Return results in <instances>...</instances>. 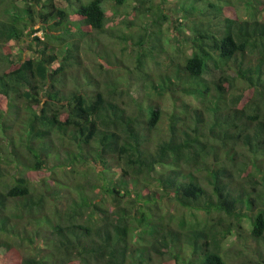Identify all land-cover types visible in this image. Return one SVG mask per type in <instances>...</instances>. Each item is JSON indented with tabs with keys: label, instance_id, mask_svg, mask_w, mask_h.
Masks as SVG:
<instances>
[{
	"label": "trees",
	"instance_id": "16d2710c",
	"mask_svg": "<svg viewBox=\"0 0 264 264\" xmlns=\"http://www.w3.org/2000/svg\"><path fill=\"white\" fill-rule=\"evenodd\" d=\"M103 1L0 0V127L29 119L25 150L0 140V264H264L224 247L264 237V0Z\"/></svg>",
	"mask_w": 264,
	"mask_h": 264
},
{
	"label": "rangeland",
	"instance_id": "374dc122",
	"mask_svg": "<svg viewBox=\"0 0 264 264\" xmlns=\"http://www.w3.org/2000/svg\"><path fill=\"white\" fill-rule=\"evenodd\" d=\"M189 1H193L195 2V4H197L198 2H201V0H189ZM113 2V0H104L102 5L104 8H108L110 6V4ZM124 9H129V7H126ZM239 13L242 15V16H245L246 14V10L243 8V6H239ZM186 28V27H185ZM125 29V28H124ZM126 30V29H125ZM172 32H178L179 34L181 35H188L191 31L190 30H187L184 29V28H181L180 30H176V29H167L166 27H164L162 29V33L160 34V37H159V43H160V46L162 48H165V47H168L171 45L172 43ZM41 31L38 30L37 31V34H40ZM98 37H99V41L97 43V46L94 47V48H97V47H104V49H108V51L110 53H112V50H114L118 56H119V47L123 45L124 41L123 39H116V38H112V37H108L107 34L105 32H101V33H98ZM112 40V41H110ZM113 43V44H112ZM144 45H147L146 43H144ZM119 46V47H118ZM114 48V49H113ZM136 47H134V49H136ZM130 49V48H129ZM127 51L124 50L122 54H120V57L121 58H124L125 57V52ZM131 51V49H130ZM133 52H135V50H132ZM172 59V57L170 58V60ZM99 60V57H98V54L95 52V51H87L86 53V58H84V62L87 63L89 66L92 67V65L95 64L96 61ZM101 61H102V58H101ZM124 61L128 64L125 68H121V69H118L117 66H112L111 69H113L115 71L114 74H119V76H117V80L119 82H122V87H124L125 89L127 88V90L133 95L135 96L136 100H142L144 101H147L145 100L144 98V85H143V81L142 79L138 78L135 76V74L133 73V68L132 67H128V66H132L133 63L129 60H125ZM208 67L206 68L205 72H204V75L207 76V77H215L219 74V70L213 66L210 65V62L208 63ZM105 66L107 68H109L110 66L109 65H106L105 63ZM122 71V72H120ZM187 100L190 101V102H193L195 104L198 103V100L191 96V95H188L186 96ZM152 99H150L151 101ZM156 102H159V105L163 104V107L166 109V110H170V104H171V100H170V97L168 95H165L163 97V99H161V97H158L154 103ZM17 113L18 115L15 116V114L9 112L6 116V120L4 121L5 122V129L6 131L2 130L1 127H0V140L3 141V144L6 148L9 147V141L11 139V142L14 146H18L19 144H22L24 146V150H25V145L24 143L27 141V137H26V124L27 122L29 121L28 119V114H27V110L25 107H19L17 109ZM10 117H12V120L10 119ZM12 135H13V138H12ZM10 137V139H9ZM10 155V158L11 160H8V163H1L0 164V175H3L5 176V174L8 173L9 171V167L8 164L11 162V161H14L13 160V156L11 154H8ZM2 161V160H1ZM158 168H161L158 166ZM160 206L161 208L159 209L161 212L164 213V215L168 216L171 211H172V217L175 219V220H178L180 217H182V211L180 209H173L172 208V205L169 203V202H165L164 200L162 202H160ZM199 210V213L200 215L203 214V211H201L200 209ZM243 225L246 226V229L247 228H250L251 226V223L250 221L243 217V221H242ZM242 231L244 232V228H242ZM242 242H240L237 238H235L234 234H230L227 239L225 240L224 244L227 248H233L236 250V255H239V256H242L240 253L237 252V244H241L242 247H243V252L244 250H246L248 256H255V254L257 255L256 253V248H262L263 250V255L264 256V237H262L261 240H259L258 242V245H256V242L254 240H251V239H248V244L247 242L243 239H241ZM235 258L234 261L236 264L239 263V260L236 258V257H233Z\"/></svg>",
	"mask_w": 264,
	"mask_h": 264
}]
</instances>
